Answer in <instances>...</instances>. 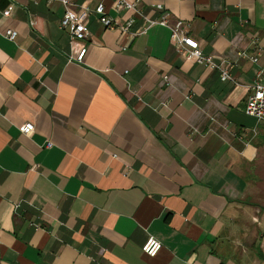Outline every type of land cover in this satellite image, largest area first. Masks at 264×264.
Returning a JSON list of instances; mask_svg holds the SVG:
<instances>
[{
  "label": "crops",
  "instance_id": "crops-1",
  "mask_svg": "<svg viewBox=\"0 0 264 264\" xmlns=\"http://www.w3.org/2000/svg\"><path fill=\"white\" fill-rule=\"evenodd\" d=\"M70 2L85 41L60 29V0H0V264L264 260V126L243 112L264 72V0ZM100 3L127 33L85 13ZM164 12L235 85L148 26Z\"/></svg>",
  "mask_w": 264,
  "mask_h": 264
},
{
  "label": "built area",
  "instance_id": "built-area-1",
  "mask_svg": "<svg viewBox=\"0 0 264 264\" xmlns=\"http://www.w3.org/2000/svg\"><path fill=\"white\" fill-rule=\"evenodd\" d=\"M61 4L65 7V11L62 19L60 20V29L68 32L70 40L73 41H85L89 38L90 34L88 32L86 23L83 18H76L72 14V3L70 0H60ZM138 0L130 2L128 0H114L113 10L116 13H121L123 11H134L136 12V5ZM87 15H94L99 24L107 30H117L121 34L128 32L133 24V20L129 19L124 25L117 24L114 20L109 18L105 14L104 6L100 3L96 5L92 10H85ZM137 13V12H136ZM3 16H8V11L3 12ZM148 26H157L160 28L167 29L169 32V41L173 48L179 53L185 61L192 62L197 65H201L206 69L217 71L222 82H230L236 84L233 77L230 75V69L225 67L222 63H216L213 61L212 57L204 56L196 41H194L188 34L189 26L187 23L180 20H173L169 13H162L158 19L148 21ZM140 32V31H139ZM17 33L12 30H7L4 33L5 39L8 41H14ZM86 49H81L77 55L70 56L69 60H74L79 63L83 61ZM241 57L248 59L252 63H256L257 59L255 57L248 56L245 53L240 54ZM264 72L259 71L257 73L254 84L249 87V94L246 98L245 106L243 112L245 115L253 118L257 124L264 126ZM163 80L167 82V77H163ZM34 126L30 123H25L19 128V132L22 135H29L33 132ZM51 145L47 144L49 148ZM150 239V238H149ZM149 239L142 245L141 252L143 255L154 258L161 250V244L158 242L160 247L156 252L155 256L150 255L145 251V246L149 245ZM151 247V245H149ZM257 264H264V260L258 262Z\"/></svg>",
  "mask_w": 264,
  "mask_h": 264
},
{
  "label": "clouds",
  "instance_id": "clouds-1",
  "mask_svg": "<svg viewBox=\"0 0 264 264\" xmlns=\"http://www.w3.org/2000/svg\"><path fill=\"white\" fill-rule=\"evenodd\" d=\"M151 245V247H149ZM149 245L145 246V251L148 252L150 255L155 256L157 250L159 249L160 245L158 242L154 241V238L149 239Z\"/></svg>",
  "mask_w": 264,
  "mask_h": 264
}]
</instances>
